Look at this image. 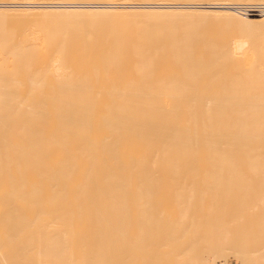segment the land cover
<instances>
[{
    "label": "bare ground",
    "instance_id": "obj_1",
    "mask_svg": "<svg viewBox=\"0 0 264 264\" xmlns=\"http://www.w3.org/2000/svg\"><path fill=\"white\" fill-rule=\"evenodd\" d=\"M0 264H264V0H0Z\"/></svg>",
    "mask_w": 264,
    "mask_h": 264
},
{
    "label": "rangeland",
    "instance_id": "obj_2",
    "mask_svg": "<svg viewBox=\"0 0 264 264\" xmlns=\"http://www.w3.org/2000/svg\"><path fill=\"white\" fill-rule=\"evenodd\" d=\"M233 27H234V28H233ZM237 27H238V26H236L235 24H232V26H231V28H232L233 30L237 29Z\"/></svg>",
    "mask_w": 264,
    "mask_h": 264
}]
</instances>
